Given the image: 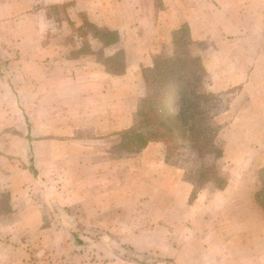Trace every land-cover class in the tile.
<instances>
[{"label":"rangeland","instance_id":"obj_1","mask_svg":"<svg viewBox=\"0 0 264 264\" xmlns=\"http://www.w3.org/2000/svg\"><path fill=\"white\" fill-rule=\"evenodd\" d=\"M193 1L195 8L196 0ZM225 1L231 5L234 1L241 2L243 5L236 9L243 12L249 8L244 1L251 0ZM40 2L39 8L44 5ZM77 2L82 10L96 8L103 22L117 25L123 16L126 33L122 38L130 43L133 61L142 52H151L147 54L149 61L141 66L143 73L145 68L157 70V63L163 65L164 60L176 54L184 58L186 48L197 44L188 23L172 32L156 29L159 10L166 9L164 0H65L48 6L45 37L64 39L68 50L77 49L87 54L95 38H114L108 35L111 29L91 22L87 13L78 11ZM106 8L112 10V14H102ZM124 11H128L127 16ZM248 15V12L243 13L240 19L250 22ZM182 27L185 30L174 34ZM245 33L256 32L246 30ZM8 37L0 29V41ZM77 40L79 44L73 43ZM122 56L118 55L108 64L119 70L123 67ZM145 88L147 95L148 84ZM239 89L233 87L208 96L214 107L211 124L216 132L222 131L216 143L222 151L219 156L215 153L200 155L182 139L178 146L162 139L152 140L158 143L150 145V141L137 151V139L126 133L122 134L121 142L100 144L94 129L85 128L76 137L89 141H78L62 149L89 154L103 149L108 154L103 158L90 156L80 164L77 161L74 166H68L77 173L59 178L54 173L43 177L45 182H53L49 185L51 189L59 183L74 186L81 190L83 198L75 202H62L63 199L48 202L39 191L40 202H27L23 185L15 191L17 201L12 202V192L0 185V264L239 263V249L250 246L252 241L250 203L259 202L258 199L264 201V167L258 168L254 163L236 164L233 155L226 152L229 144L223 123L227 118L222 116L218 121L215 118L223 114L230 97ZM142 99L137 102L133 126L141 120ZM176 106L171 107L172 111L178 110ZM149 130L139 126L145 136ZM5 161L19 164L12 159ZM23 163L20 167L33 165L31 160ZM52 169L55 170L53 166ZM58 179L59 183L54 186V180ZM41 184L39 188L45 189V183ZM263 212L258 211L255 220L264 231Z\"/></svg>","mask_w":264,"mask_h":264},{"label":"crops","instance_id":"obj_2","mask_svg":"<svg viewBox=\"0 0 264 264\" xmlns=\"http://www.w3.org/2000/svg\"><path fill=\"white\" fill-rule=\"evenodd\" d=\"M64 1L0 0V29L10 36L0 41V185L12 192V202L17 201L15 191L23 185L27 202H40L39 191L48 202L83 198L81 190L61 186L59 179L54 180V186L59 183L57 187L51 189L53 182H45L43 177L77 173L69 169L77 161L80 164L84 158H103L108 154L103 149L89 154L62 148L89 141L76 137L85 128L94 129L100 144L121 142L122 134L135 124L138 100L147 93L141 66L149 61L151 52L144 51L133 61L130 43L122 38L126 33L123 16L117 25L103 22L96 8L82 10L77 2L78 11L87 13L91 22L118 31V41L106 43L95 38L90 42L94 45L92 50L84 54L77 49L68 50L64 39H46L48 6ZM39 2L44 4L40 8ZM163 3L166 9L159 10L156 29L172 32L188 23L191 37L197 42L190 46V54L200 59L207 79L202 87L204 93L210 96L240 87L230 97L223 114L215 117L217 121L222 116L227 118L223 123L229 144L227 155L232 154L236 164L254 163L263 168L264 0L244 1L249 8L243 12L236 9L243 5L236 1L231 5L225 0H196L195 8L193 0ZM245 12L250 16L248 23L240 19ZM110 13L112 10L106 8L102 14ZM127 13L124 11L125 16ZM246 30L256 33L247 35ZM120 52L123 67L114 71L108 63ZM219 131L216 143L222 133ZM153 143L158 142L151 141L150 145ZM7 159L19 164H7ZM27 160L33 165L20 167ZM41 182L45 189L39 188ZM250 205L252 241L250 246L239 249V263L234 264H264V231L255 220L263 207L258 202Z\"/></svg>","mask_w":264,"mask_h":264},{"label":"trees","instance_id":"obj_3","mask_svg":"<svg viewBox=\"0 0 264 264\" xmlns=\"http://www.w3.org/2000/svg\"><path fill=\"white\" fill-rule=\"evenodd\" d=\"M181 30H185V27L176 30L174 34ZM107 32L114 38L101 40L106 43L118 41V32ZM190 44L191 39L188 45ZM184 54V58L176 54L173 58L164 60L163 65L157 63V70L144 69L150 91L141 101L140 122L125 133L137 139V151L152 140L162 139L176 146L182 139L181 141L189 142L200 155L215 153L219 156L222 151L216 146V129L211 124L214 107L210 104L209 95L202 90L204 68L200 59L190 54L189 48H186ZM118 55H123V52ZM112 69L117 71L115 67ZM175 105L178 110L172 111L171 107ZM139 126L150 129L148 136L139 131ZM258 201L264 207V201Z\"/></svg>","mask_w":264,"mask_h":264}]
</instances>
